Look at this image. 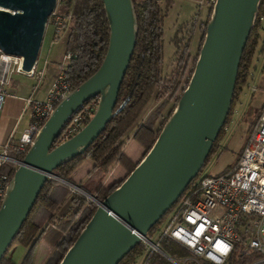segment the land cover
Here are the masks:
<instances>
[{"label":"water","instance_id":"95a60500","mask_svg":"<svg viewBox=\"0 0 264 264\" xmlns=\"http://www.w3.org/2000/svg\"><path fill=\"white\" fill-rule=\"evenodd\" d=\"M259 1H213L193 71L173 110L135 166L96 200L53 169L81 153L111 119L135 47L133 0H102L109 26L106 52L97 69L56 103L18 159L0 204V260L49 177L97 203L58 264H117L136 243L147 239L148 230L203 168L225 124ZM56 4L57 0H0V50L22 56L24 71L35 66ZM95 97L89 119L71 136L58 140L71 115Z\"/></svg>","mask_w":264,"mask_h":264},{"label":"trees","instance_id":"16d2710c","mask_svg":"<svg viewBox=\"0 0 264 264\" xmlns=\"http://www.w3.org/2000/svg\"><path fill=\"white\" fill-rule=\"evenodd\" d=\"M172 2L173 0H133L137 20L136 42L120 85L113 116L93 142L81 153L53 169V172L58 177L78 184L82 190L92 195L96 200H101L123 179L115 181L110 186L104 184V180L114 164H121L129 171L136 164L124 150L125 141L123 136L125 133L137 123L131 137L145 148V153L154 142L162 125L188 83L189 78L180 89V94H177L179 79L176 76L179 77L184 74L188 60V56H184V53L188 54L189 41L183 45L181 54L178 57L179 63L181 64L182 62L181 69L179 68L178 72L175 71L169 76L163 73L164 18ZM57 6L64 12L70 11L72 16L61 43V48L62 52L70 50L72 53L67 64L66 76L71 83V87L74 88L79 82L94 72L101 63L108 43V21L102 0H59ZM211 8L212 4L208 6L207 15L200 23L201 32L198 51ZM257 14L264 15V0L259 1ZM258 15L241 55L235 91L227 119L205 163L215 152L222 135L221 133L234 112L235 102L238 100L239 94L250 74L249 69L252 58L258 51V45L263 38L261 31H264V22L259 20ZM176 36H174V40ZM263 42L264 39L262 40ZM195 61L196 59H194L193 65L189 70V77L193 71ZM166 94L167 96L164 97ZM152 97L160 101L143 119H140L143 110ZM171 99H174V102L166 109ZM88 102H96V97L89 99L85 103ZM165 109L166 111H164ZM137 120L138 122H136ZM60 138L61 135L58 140ZM11 154L20 160L24 152L13 150ZM87 158L92 160V166L82 180L75 182L71 174ZM14 169L15 166H10L11 174ZM206 174L210 173H202L201 169L197 176ZM64 201L68 202L66 210L60 214H55L56 209ZM96 206V201L90 199L83 192L72 188L69 184L57 178H47L37 195L32 209L12 241V243L18 242L25 247L22 257L17 262L15 257L9 254L8 248L1 258L0 264H35L36 247L49 227L54 230V237L55 234L58 237L50 254L42 264H58ZM162 222L163 218L158 220L148 230V238H155ZM159 245L164 252L176 258L190 254L186 247L169 238H162ZM251 260V255L244 256L233 252L227 261L222 264H247ZM137 263L174 264L162 253L147 249L143 241L136 243L117 264ZM202 264L215 263L209 260H202Z\"/></svg>","mask_w":264,"mask_h":264},{"label":"built area","instance_id":"2783aa9c","mask_svg":"<svg viewBox=\"0 0 264 264\" xmlns=\"http://www.w3.org/2000/svg\"><path fill=\"white\" fill-rule=\"evenodd\" d=\"M208 1L212 4L214 0ZM71 17L70 11L62 12L56 4L47 21L50 20L53 26L52 43L67 31ZM258 18L264 22L263 14ZM71 55L70 50L62 53L56 62L52 83L43 97L29 96L25 99L28 124L17 138L11 132L2 145L0 204L12 175L10 170H2L1 166L10 160L16 167L18 161L9 157L7 150L25 152L50 111L72 89L66 76ZM21 65L22 56L0 50V107L6 95L4 84L11 71L28 75L42 73L41 70L36 71L35 66L24 71ZM255 88V85L251 86V90ZM95 105L96 102L84 103L72 114L60 134V140L75 133L89 119ZM162 218L155 238L147 237L142 241L147 249L163 252L174 264H202V260L222 264L233 252L251 255L252 260L247 264H264V101L249 127L237 160L222 172L194 177ZM162 238L176 241L190 254L181 258L170 256L160 248Z\"/></svg>","mask_w":264,"mask_h":264},{"label":"rangeland","instance_id":"374dc122","mask_svg":"<svg viewBox=\"0 0 264 264\" xmlns=\"http://www.w3.org/2000/svg\"><path fill=\"white\" fill-rule=\"evenodd\" d=\"M58 3H59V0H57V5ZM180 3H181L180 1H176L175 5L173 6V10L170 12L167 18H164L163 73L168 76L172 74L173 72L177 71L179 68L181 69L182 62L181 64L179 63L178 57L181 54L183 45L187 43L189 39L190 34H188L187 32H190L192 25H193V21H194V20H191L190 25L184 26L182 28V30L185 29L187 31L184 30V31L175 32L174 26L169 25V21L171 20V18L177 16L176 12L179 14L178 16L185 14L184 12L180 11V7H178ZM61 11L64 12L63 10ZM49 22L47 23L45 27V33L43 36L40 57L43 59L48 49L51 47L50 56L53 58L55 57L57 60H59L61 59V56L63 53L62 48H61V43L67 31L63 33L64 35L58 41H56V43L51 44L54 31H53V26ZM261 32L263 35V38H262L263 40L264 31H261ZM175 35L177 36H176V39L174 40ZM194 39L195 38H192L191 41L189 42L190 44L188 45V48H187L188 54H186V52L184 53V56L185 55L188 56L184 74L180 75L179 77L176 76V78L179 79V88H178L177 94H180V89L186 84V80L190 78L189 70L191 69L193 65L194 59H196L198 55L199 39H197L196 41ZM262 40L260 41L258 45V51L254 54L252 58L250 69H249L250 74L248 75L246 83L244 84L243 89L239 94L238 100L235 102L234 112L229 122L225 126L223 132L221 133L222 135L220 136L215 152L209 157L208 161L204 164L202 168V173L213 174V173L222 172L223 170L227 169L237 160L243 148V145L248 136L249 127L256 116L258 103L264 97V42L262 43ZM51 83H52V80L50 84ZM252 85H255L256 87L254 91L251 90ZM166 96L167 94L164 95V97ZM159 101L160 100H156L154 99V97H152L149 100L148 104L146 105V108L143 110L140 116V119H143L152 110V108L156 106V104ZM173 102H174V99H171L168 105L166 106V109ZM166 109L164 111H166ZM136 122H138V120ZM136 124L137 123H135L123 136V140L125 141L124 150L131 157H133L134 155L133 152H135V148L133 149V147H136V144H134V141L137 143V145L142 147V150L140 154L138 155L137 160L134 161L131 158V160L134 163H137L140 160V158L143 156L144 151H145V148L131 137ZM115 165H120L121 167H124L121 164H114L106 177H108L112 173V170L115 167ZM128 172L129 170L125 168V173L122 178H124V176H126ZM67 206H68V202L64 201L56 209L55 214H60L64 212ZM57 237H58L57 234H55V237H54V230L52 229V227H49L47 231L43 234V237L41 238V240L39 241L36 247L35 258H34L35 264H42L45 258L50 254L54 244L56 243L55 240ZM8 251H9V254L13 255L15 257V260L18 262L25 251V247H23L18 242H13L10 245Z\"/></svg>","mask_w":264,"mask_h":264},{"label":"crops","instance_id":"0c3cea01","mask_svg":"<svg viewBox=\"0 0 264 264\" xmlns=\"http://www.w3.org/2000/svg\"><path fill=\"white\" fill-rule=\"evenodd\" d=\"M176 1L181 2L178 7H180V11L184 12L185 14L180 15V17L175 11L177 16L171 18L169 25L174 26L175 32L184 31L185 29L182 30V28L184 26L190 25V21L194 20L190 32L187 33L190 34L188 39L189 42L192 38H195L194 40L196 41L200 37V23L207 15L208 6L210 3L208 0H173L165 18H167L170 12L173 10V6L175 5ZM51 44L53 43L51 42ZM41 49L42 45L34 67L36 71L41 70V74L28 75L24 72L11 71L7 76V80L4 84L6 95L0 107V151L3 143H5L11 132H13L14 138H17L28 124L29 119L27 113L25 112V99L29 96L34 98L43 97L50 85L51 80L54 77L56 71V62L58 60L55 57L53 58L50 56L51 47L48 49L46 55L42 59L40 57ZM263 101L264 97L258 103L256 116ZM134 144H136V147H133V149L135 148L133 157H131L126 151L125 152L130 158L136 161L142 150V147L137 145L135 141ZM12 151L13 149H8L7 155L13 159H17L11 154ZM92 163V160L87 158L76 167V169L71 174V177L75 180V182H78L84 178L87 171L92 166ZM10 166L13 167L14 162L8 160L4 165L1 166V169L9 170ZM124 173V167L115 165L112 173L104 180V184L109 186L111 183L122 178Z\"/></svg>","mask_w":264,"mask_h":264}]
</instances>
